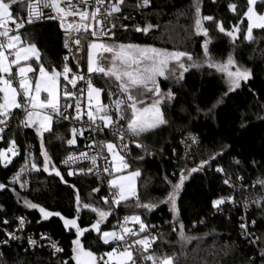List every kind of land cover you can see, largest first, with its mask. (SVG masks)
<instances>
[{
	"label": "trees",
	"instance_id": "obj_1",
	"mask_svg": "<svg viewBox=\"0 0 264 264\" xmlns=\"http://www.w3.org/2000/svg\"><path fill=\"white\" fill-rule=\"evenodd\" d=\"M192 2L193 0H150L146 8H140L138 0H123L121 10L114 20L115 28L111 30L115 33L112 40L169 50L187 49L195 56H202V44L206 37L194 34ZM200 4L201 15L213 17L212 21H203V26L208 29L211 54L221 60L231 53L239 64L251 69L252 75L232 92H228L224 76L207 67L201 70L191 68L178 83L171 80L160 81L161 89L171 88L174 94L171 103L162 108L168 123L140 137V142L152 154L134 146L133 156L128 159L132 162V170L139 168L141 171L137 182V194L141 202L157 203L158 207L151 212L143 209L135 211L142 213L141 218L147 224L155 225L150 229L158 239L149 252L154 250L160 256L175 254L178 264H249L251 259L255 260V264H264L260 257L261 251H264V208L251 202L245 207L246 198L251 201L264 195L258 184L253 186L258 177L264 179V29H253V41L244 38L247 18L243 13L247 10V0H200ZM229 4L236 5V10H230ZM257 9L263 12L264 3L258 2ZM11 10L15 17L25 19L27 0L13 4ZM217 21L228 31L240 24L241 31L236 33L238 38L235 42L232 37L219 31ZM147 24L158 27L151 29L147 35L135 31L137 26L143 28ZM19 31L22 37L27 33V42L36 44L45 66L52 65L58 70L62 69L66 48L56 20L27 24ZM106 79L102 74H93L95 87L103 90L102 99L105 104L109 103ZM226 92L228 94L224 95ZM13 111L18 118L12 119L5 132L0 134L3 136L0 148L6 149L8 141L14 139L19 155L11 157L12 162L7 167L0 164V183L6 185L5 189L0 190V222L5 219L9 221L8 226L0 223V228L16 230L19 222L17 217L26 219V227L22 238L0 248L4 254L3 261L6 264H59L60 260H69L72 255L74 230H65L59 217L42 220L38 209L26 207L24 200L49 211H59L64 217L71 219L76 215L77 193L82 203L106 209L108 206L100 200L104 192L92 191L97 184L95 178L68 176V169L62 166L61 161L69 152L66 143L70 137L68 125L55 123L52 132L44 134L46 150L52 163L67 181L65 184L52 169L44 172L35 127L19 126L22 113L20 110ZM57 135L63 139H57ZM188 135L198 138V143L189 152L182 143ZM25 149H31L40 169L23 173L20 179L27 180L28 183L21 188L20 183H9V178L24 163ZM213 153L221 154L184 181L176 199L177 215L174 223L170 205L159 203L171 191V186L164 177L167 176L175 183L180 169L195 167L201 159H207ZM138 157L143 159H137ZM236 160L240 163L236 164ZM217 167L222 168L223 172H218ZM237 175L242 177L243 185L247 186L243 190ZM226 179L230 180V184L224 183ZM230 185H235V188ZM222 197L233 199L232 202L225 199L223 204L213 208L212 201ZM130 203L134 205L135 200ZM115 211L120 217L132 214L130 207H126L124 203L117 206ZM96 219V213L81 208L78 223L82 227L90 225ZM113 220L114 213L101 228L112 229ZM179 222L183 223L185 234L196 239L188 242L178 240ZM241 223L246 225L248 233L254 235L242 234ZM42 234L58 241L63 252L53 255V251L46 245L47 239L41 240ZM143 235L142 233L141 236ZM29 236L38 241L36 246L28 245ZM256 237H260V240L250 243ZM4 238L0 231V239ZM81 239L85 247L94 252L110 250L109 246L97 239V234L93 231L86 233ZM70 264L75 262L70 261Z\"/></svg>",
	"mask_w": 264,
	"mask_h": 264
},
{
	"label": "snow or ice",
	"instance_id": "obj_2",
	"mask_svg": "<svg viewBox=\"0 0 264 264\" xmlns=\"http://www.w3.org/2000/svg\"><path fill=\"white\" fill-rule=\"evenodd\" d=\"M22 2L23 0H0V134L5 132V128L9 126L12 119L18 118L13 110H20L22 118H19V126L24 128L35 127L36 135L40 141V155L43 157L44 172H49L51 167L55 175L60 177L61 182L67 184L61 172L52 163V158L46 150L44 134L51 133L52 125L57 121L80 123L81 127L79 129L75 126L70 128L72 138L67 139L66 143L74 145L77 136H83L84 132L88 131L92 134L88 137L91 140L88 147L94 146L96 154L88 155L83 151L78 156L69 154L67 158L61 161V164L69 165L70 163L75 164L77 160H88L91 164V167L87 169L88 173L95 170L98 179H101L100 172L106 173L108 177L109 195L100 197V200H103L104 205L108 207L105 209L90 203H82L77 193L76 215L71 219L64 217L59 211H49L27 199L24 200L26 207L38 209L42 220H47L53 216L59 217L65 230H74L75 238L71 241L72 255L69 260H60L59 264H70V261H74L75 264H147V262H151V264H178L175 254L160 256L154 250L149 252V249L158 239L157 236H153L149 232V229L155 226L142 220V213H137L135 209L151 212L158 207V204L150 201L141 202L137 194L135 179L141 175V171L139 168L129 170L132 163L126 159L129 155V144H135L137 148L152 154L140 142V137L168 123L162 108L171 103L174 94L171 88L168 91H162L159 79L166 81L174 79L178 83L183 79L184 73L191 68L201 70L207 67L222 73L228 92H232L241 87L242 81L247 82L250 79L251 69L239 64L231 53L227 55L226 59L221 60L211 54L209 51L210 40L207 39L208 29L203 26V21H212L213 17L201 15L200 0H193L192 7L194 9V34L206 37L202 44V56H195L187 49L174 48L169 50L147 44L107 42L103 38L108 37L111 40L115 33L111 29H105L102 25V18L97 16L99 7L91 12L87 8L81 10L72 0H35L34 3H29L28 19L25 21L22 17H15L11 10L13 4ZM88 2L89 0H79V3L85 5ZM104 3L105 0H96L97 5H103ZM122 3L123 0H117L116 3L111 4L110 8L106 9L107 15L111 17L112 13L120 12ZM149 3L150 0H142L138 7H147ZM259 3H264V0H259ZM247 5V10L243 13V16L247 18V30L244 33V38L253 41V29H264V13H259L254 8L258 5V0H247ZM228 7L232 11L236 10L234 4H229ZM45 9H50L51 12L55 13V16L51 12L48 13L47 18L60 19V26L65 30L66 37L64 47L69 50V53H72V48L69 47L71 33L80 32L81 29L85 31L92 29L91 36L95 40L88 44V75L72 72L68 63H64L60 70L52 65L45 66L36 44L27 42V33L22 37L19 30L24 28L25 23L31 24L42 18L45 15ZM68 16H79L80 22L67 23L65 18ZM127 18L125 17V19ZM88 20L94 21L97 27L93 28L91 23H85ZM241 23H243V20H241ZM216 26L220 32L232 37L233 42L238 38L236 33L241 31L240 24L234 25L231 31L226 30L219 21L216 22ZM122 27L124 26L122 25ZM154 27L158 26L151 24H147L143 28L137 26L135 31L147 35ZM112 28H115L114 23ZM73 43L78 46L80 43L79 38L74 39ZM76 51L79 52L81 49L77 47ZM63 59L68 61L67 56ZM73 59L76 60L77 68H79L80 59L74 54ZM233 68L234 70H232ZM70 73L71 77L69 76ZM91 74H102L103 77L107 78L106 89L110 103L101 102V92L103 90L94 86ZM61 77L66 83L62 84ZM77 81H83L86 88L78 87ZM68 84L72 85V88H68ZM85 92L87 93L86 104L83 103ZM227 94V92L224 93V95ZM84 116L87 117L86 120L83 119ZM105 129L113 135L115 140L119 141V144L94 138L105 135ZM2 139L3 136H0V140ZM57 139H63V137L57 135ZM187 139H190L192 144L198 143L196 136L190 135ZM105 149L111 156L110 161L104 156ZM8 153L11 156H8ZM220 154L213 153L207 159H201L198 165L190 169H180L179 177L175 183H172L167 176L164 177L165 181L171 186V191L159 203L170 205L174 223L177 215L176 199L184 181L192 173L209 165ZM17 155H19V152L16 141L10 139L6 149L0 148V164L7 167L12 162L11 157ZM98 159L105 160V166L102 169L97 165ZM137 159H143V157ZM234 162L236 164L240 163L238 160ZM31 170H38L36 157L33 156L31 149H25L24 163L9 178V183H20L21 188H24L28 182L21 181V175ZM216 170L223 172L220 167H217ZM78 171L85 173L83 168ZM74 174L76 173L69 168L67 175L72 176ZM237 180L241 181L242 190L247 187L243 185L242 177L239 175H237ZM224 183L230 184V180L226 179ZM256 184L264 192V179L258 177L253 186ZM70 186L75 187L74 185ZM230 186L235 188V185ZM5 187V184L0 183V190L5 189ZM12 191L15 192V189H12ZM92 191L99 192V188H93ZM225 199L232 202L233 198L222 197L213 200V208L223 204ZM132 200H135L134 205L130 203ZM249 202L264 208V195L251 201L246 198L245 207ZM122 203L126 207H130L132 214L125 215L121 221H118L119 230H115V227L113 230L102 229L101 225ZM81 208L96 213L97 219L90 225L82 227L78 223ZM16 219L19 221L16 230H23L26 222L24 217H17ZM130 222L138 225V230L128 227ZM0 223L5 226L9 225L7 219ZM254 223L255 221H253ZM179 228L178 240L188 242L196 239L185 234L182 222H179ZM240 228L245 236L254 235L247 232L244 223L240 224ZM16 230L8 231L7 227L0 228L5 237L0 239V248L8 246L11 241L20 239L15 235ZM175 230L174 228L173 231ZM90 231L95 232L97 239L103 245L109 246L110 250L97 253L91 248L85 247L81 238ZM141 233L144 235L141 236ZM45 238L46 235L42 234L41 240ZM130 240L131 242H129ZM259 240L260 237H256L255 240H250V243L254 244ZM37 243V240L33 237H28L30 247L36 246ZM113 244L116 246L113 247ZM49 246L54 250L53 255L63 252V248L59 247L56 241H50ZM3 255V252L0 251V264H6V261H3ZM260 257L264 260V251H261ZM249 264H255V260L251 259Z\"/></svg>",
	"mask_w": 264,
	"mask_h": 264
},
{
	"label": "built area",
	"instance_id": "obj_3",
	"mask_svg": "<svg viewBox=\"0 0 264 264\" xmlns=\"http://www.w3.org/2000/svg\"><path fill=\"white\" fill-rule=\"evenodd\" d=\"M34 2H35V0H27V14H26V17L24 19L25 21H27V19H28V6H29V3H34ZM72 2L77 4L78 7L81 10H84L85 8H87V10L89 12L94 11L97 7H99V12L97 14L98 18H102L101 19V23H102V25H104L105 29H111L112 30V24L114 23L116 14L118 12L112 13L111 17H109L107 15L106 9H109L110 5L116 3L117 0H105V3L103 5H97L96 4V0H89L87 5L79 3V0H72ZM141 2H142V0H138V5L141 4ZM140 8H146V7H140ZM44 12H45V15L42 18H40L38 20H35L34 23H31V24L35 25V24H40V23H43V22H46V21H50V20H56L59 23V25H60V19L59 18H56V19L47 18V14L51 12L50 9H45ZM51 14L53 16H55L54 12H51ZM65 19H66L67 23H71V22L79 23L80 22L79 16H68ZM85 23H91L93 25V28L97 27L95 25V22L92 21V20L85 21ZM27 24L28 23H25V25H27ZM60 28H61V26H60ZM91 30L92 29H89L88 31H85V30L81 29L80 32H72L71 33V38L69 39V47L72 48V53H69V50L66 48V55L65 56L68 57V61H65L64 63H68V66L72 69V72H80V73H84L85 75H88L87 74V70H86V50H87L88 41L91 38H94V37L91 36ZM61 31H62V38H63V44H64V41H65V38H66L65 37V30L61 28ZM76 38H79V41H80L78 46L73 43V40L76 39ZM77 47H79L81 49V51L77 52L76 51ZM73 54L77 58L80 59V67L79 68H77L76 60L73 59ZM91 75H92V82L94 84L93 74H91ZM69 76L71 77V73L69 74ZM61 82H62V84L66 83L65 81H63V77H61ZM77 86L86 88V85L84 84L83 81H77ZM67 87L68 88H72V85L68 84ZM86 97H87V93L85 92V96H84V100H83V103H85V104L87 103ZM102 103H104L103 99H102ZM109 103H110V101H109ZM70 111H72V110L70 109ZM83 119L86 120L87 117L84 116ZM55 123L66 124V125H68L69 129L71 127H73V126L77 127L78 129L81 127L80 123H76V122L70 123L69 121H57ZM53 125H52V128H53ZM105 133L106 134L103 135V136H98V137H94V138L98 139V140L102 139V140H105V141H112L115 144H119V141L115 140L113 135L107 129H105ZM90 135H92L90 132L85 131L83 136H77L76 143L74 145H68L67 144L69 152L64 157V159L67 158V156L69 154H73L75 156H78L81 151L87 153L88 155H95L96 154V148L94 146L91 147V148L88 147V145L91 144V140L88 139V137ZM189 136L190 135H188L185 139L182 140L183 146L185 147L187 152H189L192 149V147H194L197 144V143L196 144H192L191 140L187 139ZM192 136H195V135H192ZM69 138H72L71 132H70V137ZM126 139H127V137H126ZM134 146H135V144H131V143L129 144V155L126 157V159H130L133 156ZM17 150H18V147H17ZM18 152H19V150H18ZM104 156L107 157V159L109 161L111 160V156L108 154L106 149L104 150ZM97 165H98L99 168L102 169L105 166V160L104 159H98ZM62 166L64 168L68 169V170H69V168H71L76 173V174H74L75 176H91V177L95 178V180L97 182L96 188H99V191H103L104 192V196H108L109 195V186L107 184V178H108L107 174L103 173V172H100L99 175H100L101 179H98L97 178L98 174L96 173L95 170L92 173H88L87 169L89 167H91L90 161H88V160H77V162L75 164H71V163L69 165L62 164ZM80 168L85 169V173H80L78 171ZM101 181H103V182H101ZM122 219H123V217H120L118 212L115 211L114 212V220H113V223H112V228L114 229V227H115V230H119L118 221H121ZM25 221H26V219H25ZM18 224H19V222H18ZM25 227H26V222L24 224L23 230H16L15 231V235H17L18 237L22 238V235H23V232L25 230ZM128 227L132 228L133 230H138L139 226L130 222L128 224ZM16 229H18V226H17ZM149 232L153 236H155L154 232H152L151 229H149ZM46 239H47L46 245L49 247V249L51 251H54L49 246V244H50V241H56V240H54L52 237H49V236H46ZM132 239H134V238H132ZM56 242H58V241H56ZM129 242H131V240ZM58 246L61 247L59 242H58ZM147 264H151V262H147Z\"/></svg>",
	"mask_w": 264,
	"mask_h": 264
},
{
	"label": "rangeland",
	"instance_id": "obj_4",
	"mask_svg": "<svg viewBox=\"0 0 264 264\" xmlns=\"http://www.w3.org/2000/svg\"><path fill=\"white\" fill-rule=\"evenodd\" d=\"M258 2H259V0H258ZM254 8H255V10L257 11V12H259V13H264V11L263 12H261V11H259L258 9H257V5L256 6H254ZM95 40V38H91L89 41H88V43H87V50H86V70H87V51H88V44L90 43V42H92V41H94ZM105 41H107V42H117V41H115V40H109V38L107 37V39H104ZM117 43H119V42H117ZM40 52V51H39ZM41 54V53H40ZM105 55H107V54H105ZM33 66L35 67V65L33 64ZM232 70H234V68L232 69ZM185 74V73H184ZM219 74H221V75H223L222 73H219ZM159 79V78H158ZM160 81H166V80H163V79H159V82ZM171 81H173L174 83L176 82L174 79H172ZM243 82V81H242ZM241 82V83H242ZM162 91H168V90H163L162 89ZM101 102H102V92H101ZM8 156H11V154L9 155V154H7ZM43 168V167H42ZM40 169V167L38 166V170ZM51 169V167L49 168V170ZM38 170H31V171H26V172H24V173H27V172H32V171H38ZM129 170H132V168H130ZM138 178L139 177H137L136 179H135V184H136V188H137V182H138ZM27 181V180H26ZM106 222V221H105ZM107 230H113V228L112 229H107Z\"/></svg>",
	"mask_w": 264,
	"mask_h": 264
},
{
	"label": "water",
	"instance_id": "obj_5",
	"mask_svg": "<svg viewBox=\"0 0 264 264\" xmlns=\"http://www.w3.org/2000/svg\"><path fill=\"white\" fill-rule=\"evenodd\" d=\"M138 193V192H137Z\"/></svg>",
	"mask_w": 264,
	"mask_h": 264
}]
</instances>
